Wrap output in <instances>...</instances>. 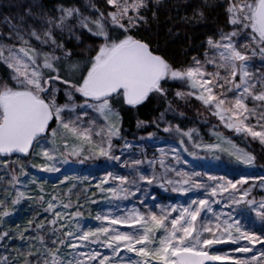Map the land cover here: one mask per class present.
<instances>
[{"label":"snow or ice","instance_id":"1","mask_svg":"<svg viewBox=\"0 0 264 264\" xmlns=\"http://www.w3.org/2000/svg\"><path fill=\"white\" fill-rule=\"evenodd\" d=\"M163 6L164 0H57L51 6L27 0L18 5L23 11L3 19L0 246L7 251L4 242L11 239L20 245L0 255V264H264V198L251 195L257 184L264 190V175L230 179L182 167L189 164L184 153L193 159L200 151L216 159L222 153L247 168L255 167L256 156L216 131V142L204 143L195 129L167 120L174 102L195 100L225 129L264 147V0H227L231 30L209 36L203 58L186 65L139 35ZM206 7L203 0L192 21L203 20ZM153 100L166 105L155 127L166 123L163 132L178 137L179 146L166 140L158 157L147 159L141 149L144 158L129 153L121 162L134 147L124 141L115 154L114 142L124 139L121 113ZM146 139L159 142L153 133ZM69 157L80 163L103 158L126 173L106 171L96 191L89 176L65 174L59 181L65 188L45 193L48 181L29 169L59 173L58 163ZM33 158L41 163H30ZM30 185L37 195L29 194ZM153 185L188 199L157 203L148 193ZM97 192L108 210L88 225L85 205L98 203ZM25 200L41 213L22 231L5 230Z\"/></svg>","mask_w":264,"mask_h":264},{"label":"trees","instance_id":"2","mask_svg":"<svg viewBox=\"0 0 264 264\" xmlns=\"http://www.w3.org/2000/svg\"><path fill=\"white\" fill-rule=\"evenodd\" d=\"M47 2L51 6L57 0H47ZM202 3L203 0H164V6L157 13L158 18L150 22L147 32H142L139 35L145 40L153 41V47L159 45L162 52L174 63L186 65L193 56L202 58L206 50V40L209 36H214L221 29L224 31L231 30L230 26L226 25L227 16L225 8L227 6V0H208V7L204 9L205 18L198 22L192 21L194 10L201 6ZM0 77L7 80V70L3 65H0ZM171 93L174 94V91ZM169 99L172 100L173 95H170ZM173 104L176 106L175 111L177 114H183L180 115L181 118L196 120V117H199V113L193 107L190 108L186 102H174ZM165 106L162 102L153 100L151 103H147L139 109L123 111L121 113L123 116L122 128L126 130L128 135L142 133L141 129L137 127V122L144 121L145 124L152 123L158 117L159 113L164 110ZM209 119L214 121L211 117ZM151 130L148 127L145 132H151ZM223 133L226 135L230 134L228 131H223ZM247 144L256 156V164L264 168V147L250 140L247 141ZM32 163L39 164L41 161L33 158ZM29 172L41 181H48L44 185L45 193L52 192L54 186L57 185L61 189L66 187L65 185H59V181L63 179L64 175L42 173L36 168H30ZM78 175L86 176L87 174L85 171H81L78 172ZM89 177L90 179L92 178V176ZM91 180L92 190L96 191L94 185L97 181ZM27 191L33 196L38 193L35 185H30ZM95 199L98 201L97 204L89 203L85 205L84 217L87 216L90 218V215L97 213L105 204L103 197L98 192ZM40 213V206L36 202L25 200L17 206L14 215L6 220L4 229H10L13 233L22 231L28 227V221L33 220ZM41 218L43 217L41 216ZM17 225H19L18 228ZM4 245H7V251L4 246H0V255L9 254L13 249L19 247L20 241L19 239L5 240Z\"/></svg>","mask_w":264,"mask_h":264},{"label":"rangeland","instance_id":"3","mask_svg":"<svg viewBox=\"0 0 264 264\" xmlns=\"http://www.w3.org/2000/svg\"><path fill=\"white\" fill-rule=\"evenodd\" d=\"M21 4L26 5L27 0H0V27L3 26L2 21L5 17L15 16L18 11H23V8L18 7V5H21ZM209 70H212V69L210 68ZM4 80L6 79L0 77V81H4ZM176 87L177 86L171 87L170 92L172 91L175 92ZM61 102H63V97H61ZM186 103L189 104L188 106L190 108L193 107L195 111L199 113V117H196V120L195 119H183L180 117V115L177 114L176 111H175V115L171 112L168 113L167 120L171 122L173 125L179 124L181 128L184 130L195 129L196 132L199 133V136L196 137L198 141L202 139L204 143H215L216 137L212 135V132L216 131L219 134L223 135L224 137L231 138L235 143L239 145V147L244 148L245 150L250 151L252 153L251 149L249 148L247 144L248 140L246 141L244 139H241L240 137L236 136L233 132H230L227 129H225L222 125L219 124V121L215 117H212L200 105L198 101L190 100ZM173 108L176 110V106L174 104H173ZM158 117L155 120H153L152 123L145 124L147 125L146 127H140L142 133L139 132L137 135L136 134L128 135L126 130L122 128V135L124 139L114 142L117 148V151L115 154L120 155L119 149L122 148L124 141H128L132 143L134 147L133 149L127 150L125 152V155L121 157V162L124 159H127L129 157V153H132L136 158H144L141 155V149H143L147 153V157H146L147 159L158 157L159 153L156 151V149L160 147H168V144L164 142L166 140L173 146H177V147L179 146L178 137H176L174 134L163 132V128L167 126L166 123L161 122L159 129L155 127L154 122L158 119ZM209 117L213 118L215 122L209 119ZM148 127L152 129L151 132H145L148 129ZM222 130L228 131L230 134L226 135L223 133ZM149 133L155 134V136L159 138V142L156 143L155 141L147 140L146 138L148 137ZM194 136H195V133H194ZM141 137H144L145 139L142 140ZM198 155L200 159H193V157L189 156L187 153L183 154V158L189 161L188 165L182 166L184 170L187 171L190 169V167H194L196 171L207 173L209 175H224L230 179L233 177L239 178L241 175H249V174L252 176L264 175L263 167H260L257 164H255L254 168H247L244 165L237 164L233 159L229 158L227 155L222 154V153L215 154L220 157L219 159H216L212 153H205L203 151L198 152ZM32 161L33 159H31L29 162L32 163ZM113 164L114 162L105 161L103 158L96 159V160H85L83 163H80L79 160H77L76 158L69 157L68 163L66 164L58 163L57 166L61 168V172L49 173V174L51 175H57V174L59 175H65V174L78 175V172L85 171V173L88 176H92L91 179L98 182V179L102 177L106 171H119L121 174L126 173L125 169L118 168V167L114 168ZM251 183L252 182L250 181V184L245 185L244 187L245 188L249 187ZM148 193L150 196H155L157 198L156 200L157 203H163L166 205L174 204V203H182L188 199V197L182 196L179 193L171 192L170 190L168 192H165L163 189H160L159 187L155 185H153L152 187L148 189ZM138 195H143V193L138 194ZM251 195L255 197L257 200H259L261 198H264V190H261V188L257 184V186L253 188ZM189 196H193V194L189 193ZM148 203L151 204L152 201L149 199ZM128 206L131 207L130 204ZM107 210H108V206L104 204L98 210V212H101V211L106 212ZM97 213L90 215L89 216L90 218L85 216L84 217L85 223L88 225H96L97 222L94 220V217ZM228 247L229 246H226V245H220V248H225L226 250L228 249ZM128 255H133V254H128Z\"/></svg>","mask_w":264,"mask_h":264}]
</instances>
